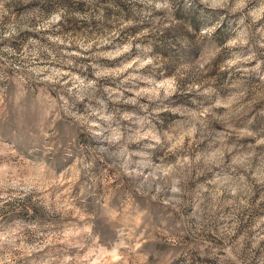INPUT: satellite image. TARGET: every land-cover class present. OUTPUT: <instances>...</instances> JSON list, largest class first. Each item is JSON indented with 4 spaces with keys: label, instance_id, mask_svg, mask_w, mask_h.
I'll use <instances>...</instances> for the list:
<instances>
[{
    "label": "rangeland",
    "instance_id": "obj_1",
    "mask_svg": "<svg viewBox=\"0 0 264 264\" xmlns=\"http://www.w3.org/2000/svg\"><path fill=\"white\" fill-rule=\"evenodd\" d=\"M0 264H264V0H0Z\"/></svg>",
    "mask_w": 264,
    "mask_h": 264
}]
</instances>
